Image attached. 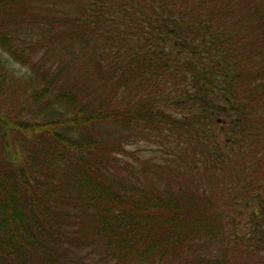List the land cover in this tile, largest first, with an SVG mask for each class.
Segmentation results:
<instances>
[{
    "label": "trees",
    "instance_id": "trees-1",
    "mask_svg": "<svg viewBox=\"0 0 264 264\" xmlns=\"http://www.w3.org/2000/svg\"><path fill=\"white\" fill-rule=\"evenodd\" d=\"M145 141L166 159L126 158ZM246 248L264 250V0H0V264Z\"/></svg>",
    "mask_w": 264,
    "mask_h": 264
},
{
    "label": "rangeland",
    "instance_id": "rangeland-1",
    "mask_svg": "<svg viewBox=\"0 0 264 264\" xmlns=\"http://www.w3.org/2000/svg\"><path fill=\"white\" fill-rule=\"evenodd\" d=\"M14 68L17 71H23L18 65L13 64ZM166 152L156 143H153L152 141H145V142H139L134 145H130L128 148V154L126 155V158L133 162H138L136 160L139 159L141 161L143 160H150L155 163L164 161L166 159ZM240 212L242 214L235 215L236 222L234 225L231 226V230L234 231L238 235V240H242L241 237H245L246 233L250 231L251 225L250 222V213L252 212V209L247 210L245 208H241ZM258 245L254 244V247ZM243 251L237 252V253H231L230 256L240 260L241 264H264V250L259 248V252H254L251 249L246 248L242 249Z\"/></svg>",
    "mask_w": 264,
    "mask_h": 264
}]
</instances>
